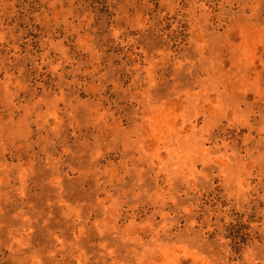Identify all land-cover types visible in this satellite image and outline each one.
Returning a JSON list of instances; mask_svg holds the SVG:
<instances>
[{"label": "rangeland", "instance_id": "obj_1", "mask_svg": "<svg viewBox=\"0 0 264 264\" xmlns=\"http://www.w3.org/2000/svg\"><path fill=\"white\" fill-rule=\"evenodd\" d=\"M0 264H264V0H0Z\"/></svg>", "mask_w": 264, "mask_h": 264}]
</instances>
